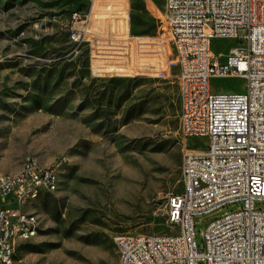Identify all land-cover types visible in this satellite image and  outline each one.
<instances>
[{
    "label": "rangeland",
    "instance_id": "1",
    "mask_svg": "<svg viewBox=\"0 0 264 264\" xmlns=\"http://www.w3.org/2000/svg\"><path fill=\"white\" fill-rule=\"evenodd\" d=\"M165 1L0 0V173L34 157L57 176L53 192L24 205L39 228L19 243L14 264H118V237L173 232L166 205L181 189V158L178 183L158 147L179 110L177 68L170 58L165 78L148 68L132 72L136 60L124 50L133 45L123 42L128 30L161 33ZM83 10H91L88 33L98 34L89 53L62 26ZM72 27L89 41L82 22ZM237 45L214 40L211 49L227 55ZM245 86L241 77L210 80L215 92L243 93ZM180 142L181 152L206 148L202 137ZM235 208L197 216V244L209 222Z\"/></svg>",
    "mask_w": 264,
    "mask_h": 264
},
{
    "label": "built area",
    "instance_id": "2",
    "mask_svg": "<svg viewBox=\"0 0 264 264\" xmlns=\"http://www.w3.org/2000/svg\"><path fill=\"white\" fill-rule=\"evenodd\" d=\"M89 21L91 10H83L62 26L72 43H83L90 52L98 34L88 33ZM77 22L89 41L72 27ZM214 39L239 46L227 55L214 54ZM123 42L133 45L124 50L125 59L136 60L132 72L148 68L165 78L172 59L179 136L205 138L206 148L181 152V189L166 205L173 232L118 237V264H264V210L258 206L264 203V0H166L161 33L126 32ZM229 77L244 78L245 91L211 90L212 78ZM54 178L55 171L37 167L34 157L15 172L0 173V264H14L19 243L37 235L24 205L52 192ZM233 206L239 208L206 225L199 246L194 219Z\"/></svg>",
    "mask_w": 264,
    "mask_h": 264
},
{
    "label": "trees",
    "instance_id": "3",
    "mask_svg": "<svg viewBox=\"0 0 264 264\" xmlns=\"http://www.w3.org/2000/svg\"><path fill=\"white\" fill-rule=\"evenodd\" d=\"M89 53V50L86 46H83ZM178 110L176 114H172L169 117V120L166 122L168 128V136L163 139L159 145V151L167 154L168 159L174 163V177L173 180L179 183V172L177 171V164L181 158V142L178 131V119H177Z\"/></svg>",
    "mask_w": 264,
    "mask_h": 264
},
{
    "label": "bare ground",
    "instance_id": "4",
    "mask_svg": "<svg viewBox=\"0 0 264 264\" xmlns=\"http://www.w3.org/2000/svg\"><path fill=\"white\" fill-rule=\"evenodd\" d=\"M36 166L37 167H40V168H49V167H46L45 165L40 164L37 161V159H36ZM56 183H57V176L55 174L54 181L52 182V192H53V187L56 185ZM30 216H31V222H34L35 225L37 226V228H39V220H38V217L35 214L31 213V212H30Z\"/></svg>",
    "mask_w": 264,
    "mask_h": 264
},
{
    "label": "crops",
    "instance_id": "5",
    "mask_svg": "<svg viewBox=\"0 0 264 264\" xmlns=\"http://www.w3.org/2000/svg\"><path fill=\"white\" fill-rule=\"evenodd\" d=\"M127 17H128V12H127ZM128 21H129V18H128ZM128 33H129V30L127 31ZM153 35H156V34H153ZM153 35H144V36H153ZM214 40H219V39H214ZM214 40H212V42L214 41ZM222 41V40H221ZM226 41H234V40H226ZM212 42H211V44H212ZM236 47V46H235ZM233 49V48H232ZM212 50V49H211ZM213 52V51H212ZM214 53V52H213ZM214 54H221V53H214ZM221 55H223V54H221Z\"/></svg>",
    "mask_w": 264,
    "mask_h": 264
}]
</instances>
